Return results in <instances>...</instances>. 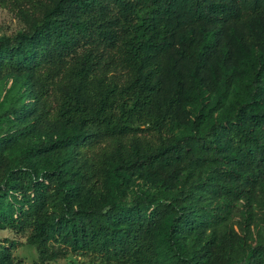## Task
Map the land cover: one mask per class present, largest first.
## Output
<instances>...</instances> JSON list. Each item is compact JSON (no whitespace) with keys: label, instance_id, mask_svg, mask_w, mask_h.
<instances>
[{"label":"trees","instance_id":"16d2710c","mask_svg":"<svg viewBox=\"0 0 264 264\" xmlns=\"http://www.w3.org/2000/svg\"><path fill=\"white\" fill-rule=\"evenodd\" d=\"M25 2L43 9L42 18L0 41V76L32 77L41 103L35 120L59 129L30 151L21 148L23 134L0 136V226L27 236L38 252L33 264L68 254L167 264L159 250L165 228L179 250L183 239L197 238L176 264H264V243L238 255L206 237L226 222L235 201L264 187V52L254 55L248 98L231 114L205 127L197 114L189 134L167 131L184 92L171 51L197 70L209 58L200 46L184 40L178 46L180 35L198 25L248 26L264 15V0H0V7L19 6L27 16ZM169 71L178 80L166 95ZM51 150L59 159L65 152L79 158L64 169L21 167L29 155ZM194 174L217 197L204 219L202 205L185 190L164 198L143 192L131 202L121 197L133 177L174 192ZM19 246L2 241L0 264H23L14 255Z\"/></svg>","mask_w":264,"mask_h":264},{"label":"rangeland","instance_id":"374dc122","mask_svg":"<svg viewBox=\"0 0 264 264\" xmlns=\"http://www.w3.org/2000/svg\"><path fill=\"white\" fill-rule=\"evenodd\" d=\"M43 1L50 3L53 0ZM14 6L16 5L14 4ZM29 7L30 4L25 2L24 8L30 9L27 16L21 15L22 8L19 6L13 10L0 7V41L6 38L14 39L20 33L30 31L40 21L44 10L39 9L36 12L32 7ZM183 40L191 47H202L206 50L209 58L205 68L197 70L192 61L187 58L181 59L178 56V50L171 51V55L178 60V66L181 69L180 78L184 86L179 110L174 116L171 114L168 116L170 124H167V131L177 136L193 131V123L197 114H202L204 118L202 124L205 127L213 120L223 119L231 114L235 103L248 98L251 90L250 83L253 79L254 55L264 52V15L255 18L248 26L233 24L221 29L213 25H198L184 31L180 35L177 45H181ZM165 79V93L169 95L178 77L169 71ZM35 94L36 83L28 74L0 76V136L23 134L24 141L21 148L24 151H30L34 146L43 142L48 135L59 129L50 121L38 122L35 120L38 117V112L35 111L41 107L40 101L34 96ZM52 94L50 97L54 99V93ZM165 112V110L162 111V113ZM12 115L24 116L11 120L10 116ZM148 126L149 124L143 125V127ZM78 158V155L72 152H65L63 159H59L51 150L34 156L29 155L21 167L41 172L53 170L58 166L64 169ZM188 179L182 186L183 188L174 192H165L159 186L144 184L142 180L133 177L121 197L125 201L131 202L136 195L143 192L157 198H164L179 192L183 194L181 190H185L187 193L193 194L195 200L202 205L198 214L200 218L204 219L217 205V197L203 186L202 183L205 180L197 174ZM117 181L118 179L114 177L112 185H116ZM13 182V180H8L6 187L12 186ZM195 215L192 216L196 217ZM226 216L224 224L206 231L207 239L214 245L224 244L234 254L243 255L256 243H264V187L255 189L248 198L235 201L230 213ZM166 233L167 228L160 233L159 250L161 260L167 264H176L177 257L183 251H192L195 248L197 242L195 234L183 239L179 246L181 250H179L177 247H171ZM7 239L20 243L14 255L23 264H33L37 260V249L27 242L26 235L0 226V243ZM49 264L115 263H107L94 255L68 254Z\"/></svg>","mask_w":264,"mask_h":264}]
</instances>
